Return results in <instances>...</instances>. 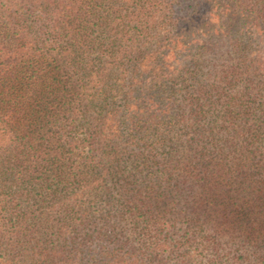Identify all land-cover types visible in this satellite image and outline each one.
<instances>
[{
    "label": "trees",
    "instance_id": "16d2710c",
    "mask_svg": "<svg viewBox=\"0 0 264 264\" xmlns=\"http://www.w3.org/2000/svg\"><path fill=\"white\" fill-rule=\"evenodd\" d=\"M0 264H264V0H0Z\"/></svg>",
    "mask_w": 264,
    "mask_h": 264
}]
</instances>
